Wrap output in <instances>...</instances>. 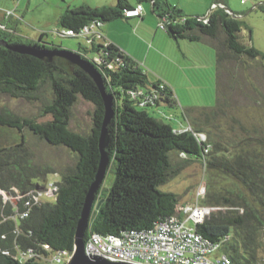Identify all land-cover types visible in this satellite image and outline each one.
I'll list each match as a JSON object with an SVG mask.
<instances>
[{
  "label": "trees",
  "instance_id": "obj_1",
  "mask_svg": "<svg viewBox=\"0 0 264 264\" xmlns=\"http://www.w3.org/2000/svg\"><path fill=\"white\" fill-rule=\"evenodd\" d=\"M146 3L170 40L203 42L214 50L218 111L220 68L226 55L264 61V52L241 41L239 33L245 24L237 14H228L225 0H213L212 9L201 19L184 14L166 0H117L114 6L101 8L83 4L68 7L57 19L56 35L83 40L84 46L79 44L77 51L49 43L45 34L37 39L19 35L17 20L0 21V40L76 53L95 68L104 80L105 91L112 96L107 152L113 181L106 190L100 186L96 194L94 207L101 204L91 211L84 241L94 234L120 236L150 229L178 215L179 196L160 187L197 163L204 168L206 179L200 204L211 211L196 225V233L215 251L228 256L232 264H264L257 255L264 234V126L259 122L249 127L239 124L237 131L230 123L226 128L220 124V132L228 141L210 137L203 142L200 136L205 135L203 127L211 118L205 110L185 108L183 117L188 127L176 130L157 116L161 107H177L171 88L151 80L135 61L101 35H82V30L92 24L129 20L124 12ZM60 61L54 57L45 63L0 46V95L35 101L41 100L40 93L46 88L49 99H44L41 109L44 116H50V120L38 123L33 118L0 113V128L14 129L20 135L19 144L0 147V172L11 171L0 178V192L7 196L3 202L0 194V264H50L56 254L71 252L85 194L98 167L104 116L100 92L82 69L75 66L65 71ZM78 97L93 105L87 133L69 127ZM24 129L48 146L64 148L76 157L73 167L59 173L53 203L35 200L36 191L46 186L47 173L57 172L30 165L21 136ZM14 194L21 196L15 204L11 202Z\"/></svg>",
  "mask_w": 264,
  "mask_h": 264
},
{
  "label": "rangeland",
  "instance_id": "obj_2",
  "mask_svg": "<svg viewBox=\"0 0 264 264\" xmlns=\"http://www.w3.org/2000/svg\"><path fill=\"white\" fill-rule=\"evenodd\" d=\"M54 1L52 3L58 5ZM129 1L134 3V0ZM225 1L228 10L233 14H237V17H240L245 24L239 33L241 41L247 46H252L256 50L264 52V0ZM79 5L81 4H74L70 8ZM143 6L150 11L149 4L146 3ZM25 8L26 4L23 5L20 12V15L24 17L18 20V33L21 36L27 39H36L38 33L44 31L49 43L52 42L65 49L77 51L79 44L82 47L84 46V41L80 38L58 37L55 32L57 20L56 26L54 24L45 26V23L51 20L52 9H50V6L47 7V4L44 5L43 1L32 0L29 8L27 10ZM170 41L175 47L174 51L176 53V55L172 54V58L177 59V61L171 59V64L174 66L166 63L163 70L169 78H175L176 75L179 77V80L175 82L176 89L174 90L177 107H161L160 113H157V116H160L159 118L164 119V122L170 124L176 130L184 129L188 127V123L183 117L185 108H192L195 111L205 110L206 115L211 118V122L203 127L205 135L200 136L203 142H208L210 137L219 142L220 137L223 142L228 141L224 134L220 132V124L223 128H226L227 124L230 123L237 131L240 130L239 124L248 125L249 127L254 125L255 122L256 124L259 122L264 126V61L258 63L260 62L258 60L243 57L236 58L231 54L226 55L224 66L220 68V111H218L216 108L215 52L212 47L203 42ZM179 45L181 46L180 49L178 48ZM181 67H183V71ZM174 69H179V74L173 72ZM40 94L42 96L41 100L35 101L0 95V113L19 118H33L38 123L46 122L50 120V116L42 114L41 106L45 101L44 99H49V91L44 88ZM256 103H260L262 106L257 107ZM92 113L93 105L78 97L72 109L70 129L78 133H87L91 127ZM220 113L224 116H220ZM231 117L239 123H232ZM21 136L25 141L30 165L34 166L35 169L49 167L57 172L47 173V184L45 183L46 186L36 191L37 196L35 197L38 202L53 203L52 193L54 191L49 186L59 182V173H63L74 166L76 157L64 148L48 146L37 137L29 134L27 129L22 130ZM19 143L20 135L14 129L0 128V147L9 148ZM9 173H11L9 170L1 171L0 178H6ZM112 181L113 174L107 170L101 189H108ZM33 182L38 183L39 180L33 179ZM205 183L204 168L201 164L195 163L161 186L160 190L177 194L181 206L194 205L196 201L200 204L201 198L205 195ZM202 189V195L197 198ZM13 191L14 193L17 192L16 189ZM0 194L3 197V202H6L7 196L3 192H0ZM20 198L21 196L14 194L11 202L15 204ZM260 245L261 247L257 253L258 260L264 262V234L260 237Z\"/></svg>",
  "mask_w": 264,
  "mask_h": 264
},
{
  "label": "built area",
  "instance_id": "obj_3",
  "mask_svg": "<svg viewBox=\"0 0 264 264\" xmlns=\"http://www.w3.org/2000/svg\"><path fill=\"white\" fill-rule=\"evenodd\" d=\"M142 13L143 7L137 5L123 15L127 19L140 18ZM5 14L11 16L13 13ZM101 26L96 23L85 27L82 35L100 36L98 30ZM65 34L72 35V32L66 31ZM49 187L56 190L54 185ZM202 193L203 189L197 198ZM210 211L196 201L194 205L180 206L178 215L160 221L150 229L127 231L120 236L91 235L85 241V255L125 264H232L228 256L215 251L195 231L196 225L201 224ZM70 255L71 252H61L52 257L50 263L65 264Z\"/></svg>",
  "mask_w": 264,
  "mask_h": 264
},
{
  "label": "crops",
  "instance_id": "obj_4",
  "mask_svg": "<svg viewBox=\"0 0 264 264\" xmlns=\"http://www.w3.org/2000/svg\"><path fill=\"white\" fill-rule=\"evenodd\" d=\"M31 1L32 0H0V21L5 18H10L11 20L17 21L23 19L24 16L20 15V12L22 11L21 8L26 4L25 9L27 10ZM41 1H43L44 5L47 4V7L50 6V9H52V15H50L51 20L47 21L45 26L50 24H54V26H56L55 23L59 15L63 12V10L70 7L71 5L83 4L93 8H101L106 6H114L117 2V0H55L56 2L54 0ZM52 1L58 5L53 4ZM166 1L170 5L180 9L184 14L192 17L199 16L200 19L207 16L213 7V0ZM206 10L207 12L204 14ZM6 12H12L13 14L11 16H7L5 14ZM158 25V18L143 6V13L140 18L113 21L101 26L98 32L105 41L114 44L129 58L135 61L144 71L146 70L145 72H147V75L151 80L162 81L171 88L174 94V90L176 89L175 82L179 80V77L176 75L175 78H169L166 72H164L163 67H165L166 63L171 64V59H173L172 54L176 55L174 51L175 47H173V45L170 43V39H168L166 34L161 31ZM40 34H45V32H39L37 38ZM180 47L181 46L179 45L178 48L180 49ZM173 60L177 61V59ZM181 69L183 71V67H181ZM173 72H177L179 74V69H174Z\"/></svg>",
  "mask_w": 264,
  "mask_h": 264
},
{
  "label": "water",
  "instance_id": "obj_5",
  "mask_svg": "<svg viewBox=\"0 0 264 264\" xmlns=\"http://www.w3.org/2000/svg\"><path fill=\"white\" fill-rule=\"evenodd\" d=\"M227 12L228 14L232 15V12L228 9ZM0 46H3L14 53L34 57L45 63H50L54 57H58L61 60L59 62V66L63 70L70 72L72 71L73 67H79L93 80L96 87L98 88L104 106V116L98 139L100 158L94 179L85 194L80 217L76 224L73 250L71 251L69 260L65 264H125L110 262L99 256L88 258L84 252V235L87 231L91 211L96 202V194L104 180L109 167V154L107 152V147L110 140V133L108 127L113 118V109L112 96L105 91L104 80L89 62L81 59L79 55L70 51L52 52L34 45L11 43L6 40H0ZM100 204L101 201L94 208L98 209Z\"/></svg>",
  "mask_w": 264,
  "mask_h": 264
}]
</instances>
